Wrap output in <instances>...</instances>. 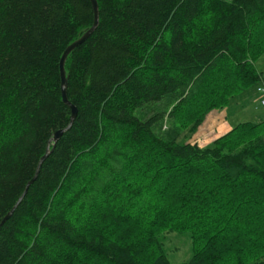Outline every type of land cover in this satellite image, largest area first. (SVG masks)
<instances>
[{"label":"trees","instance_id":"trees-1","mask_svg":"<svg viewBox=\"0 0 264 264\" xmlns=\"http://www.w3.org/2000/svg\"><path fill=\"white\" fill-rule=\"evenodd\" d=\"M96 1L32 180L92 6L0 0V264H172L165 231L189 233L179 264H264V120L173 132L263 83L264 0Z\"/></svg>","mask_w":264,"mask_h":264},{"label":"rangeland","instance_id":"rangeland-1","mask_svg":"<svg viewBox=\"0 0 264 264\" xmlns=\"http://www.w3.org/2000/svg\"><path fill=\"white\" fill-rule=\"evenodd\" d=\"M255 65L257 70L262 73L263 79L260 81L264 83V54L256 61ZM260 120H264V106L259 105L258 95L252 86L234 96L225 107L209 110L203 122L192 134L188 133L187 130L173 131L166 118L163 120L159 132L170 133L173 131L178 133V141H197L201 147H207L212 144L216 136L217 126L220 132L225 133L237 123L243 121L258 122ZM159 238L164 245L163 251L172 264H179L188 260L191 255V242L188 232L165 231L159 235Z\"/></svg>","mask_w":264,"mask_h":264},{"label":"water","instance_id":"water-1","mask_svg":"<svg viewBox=\"0 0 264 264\" xmlns=\"http://www.w3.org/2000/svg\"><path fill=\"white\" fill-rule=\"evenodd\" d=\"M91 6H92V12H93V21H92V25L87 28L83 34L77 38L76 40L72 41L63 51L61 57H60V61H59V73H60V91H61V98L62 101L69 106L70 108V120H69V124L64 128V129H59L57 131H55L52 135V137L48 140L46 149L44 154L41 156V158L39 159L38 165H37V169L35 171V175L32 178L35 179L38 173V169L39 166L41 164V162L49 155L51 149H50V144H54L58 138L60 137V135L67 129H69L73 123V120L76 116V107L71 104L68 99H67V95H66V88H67V77H66V73H65V69H64V63L66 60V57L68 56V54L75 49L76 46H78L80 43H82L88 36L90 33H92V31L97 27L98 23H99V11H98V5H97V1L96 0H90ZM32 180H30L27 184V186L32 182ZM26 186V187H27ZM22 198V196H21ZM20 198V199H21ZM19 199V200H20ZM11 212H9L4 220L10 215Z\"/></svg>","mask_w":264,"mask_h":264},{"label":"built area","instance_id":"built-area-1","mask_svg":"<svg viewBox=\"0 0 264 264\" xmlns=\"http://www.w3.org/2000/svg\"><path fill=\"white\" fill-rule=\"evenodd\" d=\"M255 92L258 95V103L264 106V83H259L255 87Z\"/></svg>","mask_w":264,"mask_h":264},{"label":"crops","instance_id":"crops-1","mask_svg":"<svg viewBox=\"0 0 264 264\" xmlns=\"http://www.w3.org/2000/svg\"><path fill=\"white\" fill-rule=\"evenodd\" d=\"M260 121H261V120H260ZM204 125H205V123H204ZM203 128H204V126L202 127V129H203ZM218 128H219V127L217 126V127H216L217 131L215 132V135H216V136L214 137V139L217 138L218 136L224 134L223 132H220V131L218 130ZM202 129H201V130H202ZM213 132H214V130H213V128H212V134H213ZM226 132H227V131H226ZM226 132H225V133H226ZM214 139H213V140H214ZM194 140H196V139H194Z\"/></svg>","mask_w":264,"mask_h":264},{"label":"bare ground","instance_id":"bare-ground-1","mask_svg":"<svg viewBox=\"0 0 264 264\" xmlns=\"http://www.w3.org/2000/svg\"><path fill=\"white\" fill-rule=\"evenodd\" d=\"M110 195V194H109ZM163 198V197H162ZM116 213V212H115ZM107 220V219H106ZM102 224V223H101ZM130 226H131V224H130ZM113 227V226H112ZM145 234V233H144ZM145 236V235H144Z\"/></svg>","mask_w":264,"mask_h":264}]
</instances>
